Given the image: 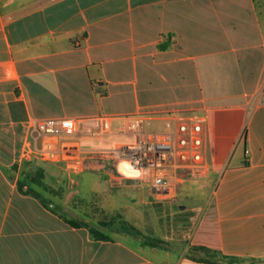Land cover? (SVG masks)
Returning a JSON list of instances; mask_svg holds the SVG:
<instances>
[{
  "label": "crops",
  "instance_id": "crops-1",
  "mask_svg": "<svg viewBox=\"0 0 264 264\" xmlns=\"http://www.w3.org/2000/svg\"><path fill=\"white\" fill-rule=\"evenodd\" d=\"M187 112L205 118L204 177H220L191 232L152 235L163 246L88 229L93 245L66 242L51 223L61 215L20 189L40 161L18 162L34 118L149 114L161 127ZM214 114L237 126L235 165L234 153L217 160L211 149ZM191 246L264 258V0H0V264H209Z\"/></svg>",
  "mask_w": 264,
  "mask_h": 264
},
{
  "label": "built area",
  "instance_id": "built-area-1",
  "mask_svg": "<svg viewBox=\"0 0 264 264\" xmlns=\"http://www.w3.org/2000/svg\"><path fill=\"white\" fill-rule=\"evenodd\" d=\"M155 119L149 114L34 118L27 124L18 162L61 164L72 177L105 169L110 175L153 182L170 191L181 173L207 175L210 164L204 116L197 112L170 114L163 119L165 127L153 131ZM86 139L108 142L87 147Z\"/></svg>",
  "mask_w": 264,
  "mask_h": 264
},
{
  "label": "rangeland",
  "instance_id": "rangeland-1",
  "mask_svg": "<svg viewBox=\"0 0 264 264\" xmlns=\"http://www.w3.org/2000/svg\"><path fill=\"white\" fill-rule=\"evenodd\" d=\"M229 118L219 119L215 114L210 117L211 149L219 156L217 160H221L228 151L234 153L231 165H235L244 147L243 142L231 147L237 126L233 118ZM162 126L165 127V124ZM161 127L155 124L150 129L155 131ZM34 164L46 167L44 179L50 190H39L49 203L54 204L59 215L89 221L93 225L102 221L116 222V227L123 219L147 235L158 233L171 241L193 230L206 208L207 200L213 197L220 177L213 171L206 177L187 176L179 179L177 189L170 191L156 187L153 182H137L116 173L110 175L105 169L89 170L81 178L70 176V179V174L59 165L40 161ZM121 168L127 170L125 164ZM158 192H161L162 198L156 197ZM53 220L59 230L67 231L66 242L80 243L84 247L93 245L88 240L87 228H72L54 217H51L52 224Z\"/></svg>",
  "mask_w": 264,
  "mask_h": 264
},
{
  "label": "trees",
  "instance_id": "trees-1",
  "mask_svg": "<svg viewBox=\"0 0 264 264\" xmlns=\"http://www.w3.org/2000/svg\"><path fill=\"white\" fill-rule=\"evenodd\" d=\"M32 170H24L22 172L24 182H20V189L26 193L31 194L39 198L43 204L49 208L51 211H55L56 209L52 206L49 201L43 199L41 193L34 187L39 186L42 187L45 191L50 190L48 184L45 182V169L41 165H35V162H30ZM18 165H14L13 168H17ZM25 186L29 188L26 190ZM65 222L74 228H87L91 234V237L96 240L103 241H111L113 240L110 232L118 231L129 233L130 235L140 239L142 244L145 246L158 247L163 246L164 241L160 238H154L145 234L143 231L139 230L137 227L129 224L127 221L123 219L119 221L118 226L116 227V222H100L99 225H93L91 222L81 221L79 219H70L65 216H61ZM109 227V230L106 228ZM190 251L194 254L192 258L199 262L209 263V264H240L245 262H264V258H255V257H241V256H233L226 255L223 252L213 249L207 246H191Z\"/></svg>",
  "mask_w": 264,
  "mask_h": 264
},
{
  "label": "water",
  "instance_id": "water-1",
  "mask_svg": "<svg viewBox=\"0 0 264 264\" xmlns=\"http://www.w3.org/2000/svg\"><path fill=\"white\" fill-rule=\"evenodd\" d=\"M163 182H165V181H163Z\"/></svg>",
  "mask_w": 264,
  "mask_h": 264
}]
</instances>
